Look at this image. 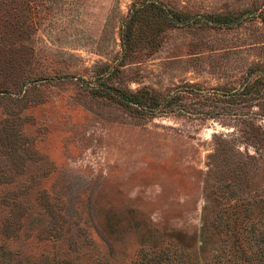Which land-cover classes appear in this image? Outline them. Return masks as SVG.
<instances>
[{
	"label": "rangeland",
	"instance_id": "374dc122",
	"mask_svg": "<svg viewBox=\"0 0 264 264\" xmlns=\"http://www.w3.org/2000/svg\"><path fill=\"white\" fill-rule=\"evenodd\" d=\"M133 1L36 0L26 16L30 64L0 76V264H62L59 223L47 238L15 230L43 205L59 220L70 210L81 235L72 248L88 245L80 253L87 264H147L141 255L155 248L192 251L211 154L233 136L237 158L259 167L251 194L244 174L237 179L239 216L264 226V145L247 144L240 131L264 127V94L236 110L206 99L238 88L250 66L264 68V0H160L199 21L165 27L157 45L140 42L123 58ZM211 12L240 22L208 27ZM101 72L110 86L187 92L152 116L89 89Z\"/></svg>",
	"mask_w": 264,
	"mask_h": 264
},
{
	"label": "trees",
	"instance_id": "16d2710c",
	"mask_svg": "<svg viewBox=\"0 0 264 264\" xmlns=\"http://www.w3.org/2000/svg\"><path fill=\"white\" fill-rule=\"evenodd\" d=\"M35 3L36 0H0V76L2 77L8 72L12 74L15 70L25 69L30 64L31 52L25 38L29 26L26 24V16L31 12L32 7H35ZM206 16L208 27L229 28L239 23L241 18V15L218 12L206 13ZM198 21L199 19L194 18L193 15L176 9L170 3L164 4L160 0H134L129 7V18L124 20L120 32L122 57L132 55L140 42L147 41L151 47L157 45L160 41L157 37L165 27L192 26ZM114 71L118 72L120 68L117 66ZM105 74L104 72L98 74V84L88 85L89 89L95 92L108 91L116 95L126 106L152 116L168 111L167 109L172 108L170 105L177 101L183 91L187 92L184 88L174 95L164 96L148 88L131 90L110 86L106 85L108 76L102 77ZM210 94L206 95V99H212L213 109L236 110L239 109V105L256 103L264 94V68L258 65L250 66L238 88L228 91L214 89ZM263 128L251 122L243 123L240 128L243 140L257 149L262 148ZM238 140V137L234 136L231 139L222 138L217 141L213 149L211 154L213 160L208 164L209 176L204 179L205 203L201 211L202 224L198 228V236L195 233L190 242L194 243L193 250H181L183 255L169 250L165 254L161 249L155 248L152 249L155 252L151 255L147 252L142 253L141 258H147L145 263L153 261L151 264H264V226L260 227L254 222L245 223V218L239 216L240 199L239 192L236 193L239 184L237 179H240L241 174H244L245 184L248 186L246 194L254 191V185L252 186V183L250 185V182L253 172H257L259 167L251 166L249 162L237 158L235 153L239 151L235 145ZM9 150L14 151L13 148ZM212 173L214 175L210 177ZM69 211L65 208L62 211L60 209L58 214L62 219L59 220L52 212L51 205H43L29 212L24 224H19L15 230L17 233L21 230L22 234L47 238V234L52 235L49 231L59 223L56 228L59 234L55 237L59 240L63 251L62 264H87L81 259L80 253L88 245L82 244L78 248H72V245L81 240V235L73 230L74 226L68 221ZM214 213L219 225L214 222L216 220L212 217ZM177 245V248L182 247Z\"/></svg>",
	"mask_w": 264,
	"mask_h": 264
}]
</instances>
